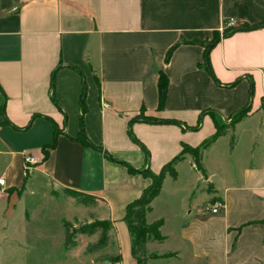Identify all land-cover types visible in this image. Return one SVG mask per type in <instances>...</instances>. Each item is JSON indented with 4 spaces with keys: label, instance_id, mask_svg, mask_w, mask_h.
<instances>
[{
    "label": "crops",
    "instance_id": "1",
    "mask_svg": "<svg viewBox=\"0 0 264 264\" xmlns=\"http://www.w3.org/2000/svg\"><path fill=\"white\" fill-rule=\"evenodd\" d=\"M160 73L168 78L161 106ZM263 100L264 0H0V199L12 217L39 188L75 209L65 220H109L110 241L86 252L91 262L107 264L106 253L137 264L125 208L151 179L120 161L158 173L183 145L214 134L206 111L228 123L250 104L203 151L202 169L185 153L165 176L146 213L148 224L162 220V239L146 242L147 263L264 264ZM81 128L91 145L77 138ZM26 154L40 162L24 177ZM64 188L98 200L84 205ZM216 201L217 212L205 210ZM83 236L82 244L97 239L78 234L65 251Z\"/></svg>",
    "mask_w": 264,
    "mask_h": 264
},
{
    "label": "trees",
    "instance_id": "2",
    "mask_svg": "<svg viewBox=\"0 0 264 264\" xmlns=\"http://www.w3.org/2000/svg\"><path fill=\"white\" fill-rule=\"evenodd\" d=\"M226 34V33H224ZM219 39V34L215 33V36L207 44L208 48L212 45L216 40ZM174 46L171 47L165 55V59L168 60L170 54L173 50ZM236 81L230 85H235ZM158 97H159V106L164 103L167 87H168V78L164 73H160L158 78ZM83 102V101H82ZM264 105V100H263ZM82 109V108H81ZM250 110V104L245 105L239 110L235 111L230 115L231 120L229 123L220 122L215 118L213 111L208 110L206 112H210L213 117V124L215 127V132L209 138L205 139L200 145L196 147H190L187 145L182 146L181 152L174 156L170 161L165 163L158 173L152 172L149 168H146L142 171H139L133 168L129 163L125 161H120L125 164L130 172H141L144 176L149 177L151 179L150 184L142 191L141 195L129 202L125 208L124 219L127 223L129 233L132 238V254L135 257L137 264H150L147 263V247L146 242L148 238L152 237L154 239H162V234H160V226L162 225V220L154 221L153 223L148 224L146 222V213L150 208L151 201L158 195L161 190L163 180L167 174L171 176L176 175L175 166L176 164L183 158L185 153H191L194 157V161L196 166L199 169H202L201 159L203 151L206 150L212 143L216 141V139L227 132V129L230 127L234 128V124L238 122L242 117H244L247 112ZM135 119L131 120L133 122ZM143 121L149 123L156 122H177L175 120H159L154 117H144ZM201 123V117L198 121V124L191 129H197ZM130 136H132L131 131H129ZM82 143L90 144L84 132L81 128L80 134L77 137ZM234 137L233 134L230 135V147L233 146ZM55 144V136L53 141L47 146L51 148ZM142 149L148 155L147 150L141 145ZM45 151V150H44ZM107 156L109 154L107 153ZM115 160V159H114ZM64 194L73 197L77 202L82 203L87 206H92L96 204L98 198L94 195H90L87 193H83L77 190L64 188ZM89 219H85L79 223H75L76 221H64V247L65 249H69L77 243V235L78 234H97V239L94 241H89L87 243V252L96 251L104 248L110 241V232L113 227L109 220L107 219H99L92 213L89 215ZM102 256L107 257L108 259H117L118 255L113 254H102Z\"/></svg>",
    "mask_w": 264,
    "mask_h": 264
},
{
    "label": "rangeland",
    "instance_id": "3",
    "mask_svg": "<svg viewBox=\"0 0 264 264\" xmlns=\"http://www.w3.org/2000/svg\"><path fill=\"white\" fill-rule=\"evenodd\" d=\"M228 143L230 145V141ZM226 144L224 139L217 147L224 149ZM4 167L0 158V173ZM45 192L49 193V189H45ZM63 206L61 200L51 201L37 188L34 196H23L15 207L14 215L9 217L6 212L7 203L0 199V264H104L90 261V255L86 254L87 243L82 244L87 241V237H80L81 244L74 247L72 252L65 251L64 218L72 219L76 211ZM25 210L29 212V218L24 216ZM83 220L85 218L72 221L79 223ZM26 221L29 222L27 228L24 226ZM115 260L109 259L107 264Z\"/></svg>",
    "mask_w": 264,
    "mask_h": 264
},
{
    "label": "built area",
    "instance_id": "4",
    "mask_svg": "<svg viewBox=\"0 0 264 264\" xmlns=\"http://www.w3.org/2000/svg\"><path fill=\"white\" fill-rule=\"evenodd\" d=\"M228 26L233 27L235 26V21L233 19H230L228 21ZM40 162V159L37 158L34 155L26 154L23 158V170L22 174L23 176H27L30 171H32L36 165ZM5 176H0V186L3 187L5 185ZM222 206V203L219 201H216L212 204H206L204 206L205 210H210L211 212L215 213L217 210ZM112 264H122L120 260H115Z\"/></svg>",
    "mask_w": 264,
    "mask_h": 264
}]
</instances>
